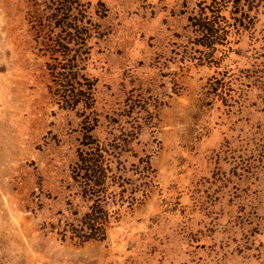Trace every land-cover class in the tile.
Masks as SVG:
<instances>
[{
    "label": "rangeland",
    "instance_id": "374dc122",
    "mask_svg": "<svg viewBox=\"0 0 264 264\" xmlns=\"http://www.w3.org/2000/svg\"><path fill=\"white\" fill-rule=\"evenodd\" d=\"M199 1L82 0L107 10L85 68L101 121L131 92L162 106L140 135L151 193L106 241L80 246L48 225L64 209L81 107L61 110L48 93L46 36L29 17L46 0H0V264H264V9L201 64L187 22Z\"/></svg>",
    "mask_w": 264,
    "mask_h": 264
},
{
    "label": "trees",
    "instance_id": "16d2710c",
    "mask_svg": "<svg viewBox=\"0 0 264 264\" xmlns=\"http://www.w3.org/2000/svg\"><path fill=\"white\" fill-rule=\"evenodd\" d=\"M28 2L33 5L32 0ZM43 8L44 13L36 8L37 13L29 17L36 34L46 36L43 51L49 55L46 69L52 83L48 93L61 110L73 112L81 107L76 111L81 119L76 161L62 186L67 194L64 209L48 229L62 243H102L121 213L140 206L154 187L151 145L141 144L140 135L144 129L154 132L162 102L150 89L145 94L131 92L120 113L114 119L104 116L102 122L95 109L96 80L86 75L85 68L89 42L102 37L93 18L106 17L104 4L92 7L82 0H46ZM261 9L264 0H200L187 17L192 45L206 51V59L199 62L211 63V53L228 45L230 30L249 29ZM254 87L262 90L264 85ZM100 127L108 130L104 140L94 135ZM127 158L134 160L129 166Z\"/></svg>",
    "mask_w": 264,
    "mask_h": 264
}]
</instances>
